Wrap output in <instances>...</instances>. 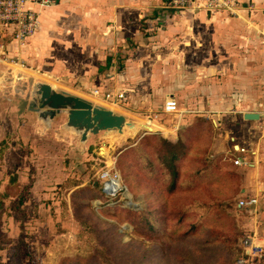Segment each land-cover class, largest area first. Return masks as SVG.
<instances>
[{"label": "rangeland", "instance_id": "374dc122", "mask_svg": "<svg viewBox=\"0 0 264 264\" xmlns=\"http://www.w3.org/2000/svg\"><path fill=\"white\" fill-rule=\"evenodd\" d=\"M12 43V28L0 24V47L8 57L6 63L0 56V264H264V197L255 208L238 207L239 199L245 197L241 189L253 188L249 186L253 176L249 164L233 163L234 147L242 143L239 137L251 139L247 127L236 118L233 91L221 94L224 101L217 107L209 104L208 90L196 86L188 94L179 93V109L174 113L163 112L166 95L161 93L149 94L150 107L145 95L135 107L128 108L126 101L120 102V107L112 104L117 112H121L118 108L134 109L135 114L126 117L136 121L138 127L124 134L112 132L114 135L106 130L89 131V141L85 137L80 140L79 133L65 129V116L45 128L36 114L27 110L36 88L34 78L40 77L28 75L27 68L9 61L14 56L9 54ZM63 68L64 82L74 87L80 84V74L72 69V74L67 75V68ZM40 71L47 72L43 68ZM196 77L198 82L206 79L211 83L208 74L184 76L183 80L195 82ZM213 79L220 80V76L214 75ZM155 99L161 102L156 105ZM159 124L168 127L163 134L167 141L174 139L168 141L171 144L184 130L201 125L203 130L191 137L189 152L204 156L199 168L208 169L206 165L217 157L219 169L231 174L229 183L235 186L223 202L207 203L203 198L207 190L206 169L202 171L204 183L196 186L199 193V189L192 192L184 176L173 187L169 174L159 171L165 187L164 207L159 215L166 224L168 220L169 226L160 224L159 231L148 234L144 219L138 214L151 209L147 207L145 190L131 191L127 182L132 180V171L122 170L121 164L127 150L136 146L143 135L163 136ZM261 137L263 147L259 152L264 151V136ZM101 146L107 149L106 156L101 153ZM247 146L255 149L253 141ZM253 154L249 152L248 162ZM104 168L119 174L121 187L116 195L103 191L100 173ZM181 168L185 170L186 164ZM220 180L213 179V183ZM94 181L99 192L94 189L96 195L90 193L91 197L81 192V207L77 201L73 203L75 188L83 189ZM74 196L77 199L79 194ZM148 198L152 201V194ZM209 207L212 217L200 218L202 211L194 212ZM221 227H226L225 231L231 229L233 236L237 234L229 248L220 241L224 232ZM247 238L260 244L262 250L254 249L253 244L245 245Z\"/></svg>", "mask_w": 264, "mask_h": 264}, {"label": "crops", "instance_id": "0c3cea01", "mask_svg": "<svg viewBox=\"0 0 264 264\" xmlns=\"http://www.w3.org/2000/svg\"><path fill=\"white\" fill-rule=\"evenodd\" d=\"M167 2L55 0L52 5L36 6L38 31L23 44L13 41L9 53L25 62L22 68L28 69V75L40 77L34 78L36 88L27 110L34 112L45 128L65 116V129L72 128L81 140L84 139L81 130L66 125L68 108L51 116L42 114L49 108L41 106L39 84H49L57 92L84 98L126 119V115L133 116L136 111L118 108L121 112H117L111 105L120 107V102L126 101L128 108L135 107L145 95L150 107V93L173 97L179 103V93L188 94L198 86L208 90L209 104L218 107L224 101L221 94L233 91L236 118L247 127L251 138L239 137L247 151L246 160L249 152L254 153L252 161L246 164L252 166L249 186L253 188H242L241 192L256 197L259 203L264 197V151L259 152L263 147L261 135L264 136V0H238L237 14L224 11L211 14L191 7L174 9ZM61 67L67 68V75L73 70L80 74V84L74 87L64 82ZM40 68L47 72H41ZM198 74H208L211 83L206 79L198 82L197 77L195 82L183 80L184 76ZM214 75L220 76V80L213 79ZM94 89L100 93L94 94ZM105 91H124L125 95L114 102L102 97ZM154 101L156 105L161 102ZM248 112L259 115L245 118ZM160 126L163 128L159 131L165 137L163 133L168 127ZM88 135L84 140L89 141ZM252 141L256 150L247 146Z\"/></svg>", "mask_w": 264, "mask_h": 264}, {"label": "trees", "instance_id": "16d2710c", "mask_svg": "<svg viewBox=\"0 0 264 264\" xmlns=\"http://www.w3.org/2000/svg\"><path fill=\"white\" fill-rule=\"evenodd\" d=\"M203 130L201 125L192 126L184 130L183 134H180L178 141L175 144L169 143L163 136L148 133L143 135L137 142L136 146L127 150L124 154V162L121 164L122 170H130L131 169V182H127L128 187L131 186V191H142L145 190V194L147 196L148 208L151 207L148 211H138V214L142 216L144 219L143 226L144 230H147L148 234H155L160 230L161 225H168L166 219L161 218L159 215V210L161 207H164V195H165V187H164V179L158 175L160 173L165 174L166 172L170 176V183H172L173 187L180 182V179L185 177L188 185L191 187L192 192L194 190H198L197 185H202L204 180L202 179V171L206 169L205 175L208 177V180L205 181L207 184V190L204 194V202H217L221 203L224 201V198L228 196L229 192L234 188L235 184L233 182L229 183V176L231 174H227V172H222L219 169L218 158L215 157L209 162L206 166L207 168L200 167L199 164L202 163V159L204 156H200L197 152L191 153L189 152V148L191 145V137L194 133L201 132ZM170 141H174L173 138H167ZM186 164V169L183 170L181 168L182 164ZM135 177V179H134ZM221 178L220 182L217 184L213 183V179ZM186 182V183H187ZM202 184H199V183ZM103 185V182L101 183ZM97 186V182L94 181L91 186H86L81 189V186L75 188L73 193V203L77 201L78 205L81 207V192L86 193L88 197L96 195L95 190ZM136 188V189H135ZM232 188V189H231ZM99 192V190H97ZM200 189L198 190L199 193ZM101 192V190H100ZM91 193V194H90ZM149 193L152 194V201L148 198ZM79 194V197L76 199L74 195ZM150 204V205H149ZM153 204V206H151ZM88 202L85 203V207H87ZM201 212L200 218H206V216L212 217L213 211L212 208L209 207L207 210L194 209V212ZM87 213L89 216L92 214L87 209ZM117 211H122V209H118ZM123 212V211H122ZM224 212V211H223ZM169 226V225H168ZM228 226H234V224L229 223ZM163 227V226H162ZM226 227H221L224 232L220 235V241H222V245H226L229 248L231 243H234L237 239V234L233 236L230 230H226ZM240 251V248L237 249ZM168 259L165 258L164 261ZM67 264V263H63Z\"/></svg>", "mask_w": 264, "mask_h": 264}, {"label": "built area", "instance_id": "2783aa9c", "mask_svg": "<svg viewBox=\"0 0 264 264\" xmlns=\"http://www.w3.org/2000/svg\"><path fill=\"white\" fill-rule=\"evenodd\" d=\"M55 3V0H0V24L7 25L12 28L13 41L18 44H23L29 38H31L40 27L39 12L36 10V6H48ZM238 0H168L167 5L170 8L181 9L185 7H191L196 10H204L209 13L227 12L229 14H237ZM2 47H0V56L2 61L8 62V57L2 53ZM6 60V61H5ZM13 64H17L21 68L25 66V62L19 59L18 55L9 57V61ZM95 94H99L98 89L94 90ZM103 96L111 101H120L124 98V91H105ZM178 102L173 97H168L163 104V112L174 113L178 111ZM235 155L233 163L235 165H246L248 161L244 155L246 151L245 147L241 144H237L234 147ZM101 179H103V191L110 195H116L121 187H118L113 183L114 180H119V174L111 171L109 168H104L100 173ZM257 204V198L254 196L241 197L238 201L239 208L253 207ZM253 240L245 239L244 244L252 246L254 249H260V244L252 243Z\"/></svg>", "mask_w": 264, "mask_h": 264}, {"label": "water", "instance_id": "95a60500", "mask_svg": "<svg viewBox=\"0 0 264 264\" xmlns=\"http://www.w3.org/2000/svg\"><path fill=\"white\" fill-rule=\"evenodd\" d=\"M38 92L41 95V106H47L49 109L42 111V114L49 116L60 111L62 108H68L67 125L76 130H82V137L91 131L121 129L126 121L122 114H117L111 109L93 105L90 101L65 93H60L51 88L49 84H39ZM258 113H245V118H257Z\"/></svg>", "mask_w": 264, "mask_h": 264}, {"label": "bare ground", "instance_id": "6f19581e", "mask_svg": "<svg viewBox=\"0 0 264 264\" xmlns=\"http://www.w3.org/2000/svg\"><path fill=\"white\" fill-rule=\"evenodd\" d=\"M16 65V64H15ZM136 122V121H135ZM132 122V121H130V120H127L126 119V121L124 122V125L122 126V128L121 129H116V130H114L113 128L112 129H109V130H107V132L108 133H112V132H116V133H114V134H124L125 132H126V130L128 131V130H131V129H135V128H137L138 127V123L136 122ZM166 131H167V129H166ZM168 131H170V130H168ZM113 134V133H112ZM113 134V135H114ZM110 136H111V134H110ZM100 150H101V153L102 154H104L105 156L107 155V149L105 148V147H103V146H101V148H100ZM109 158V157H108ZM112 162V160H109V162ZM113 183L118 187L119 185H120V183L118 184V181H116V180H114L113 181Z\"/></svg>", "mask_w": 264, "mask_h": 264}]
</instances>
